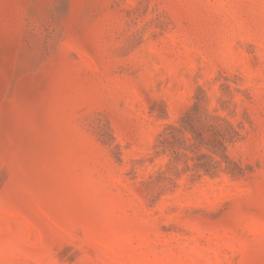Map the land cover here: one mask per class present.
I'll return each mask as SVG.
<instances>
[{
  "label": "rangeland",
  "instance_id": "rangeland-1",
  "mask_svg": "<svg viewBox=\"0 0 264 264\" xmlns=\"http://www.w3.org/2000/svg\"><path fill=\"white\" fill-rule=\"evenodd\" d=\"M0 264H264V0H0Z\"/></svg>",
  "mask_w": 264,
  "mask_h": 264
}]
</instances>
